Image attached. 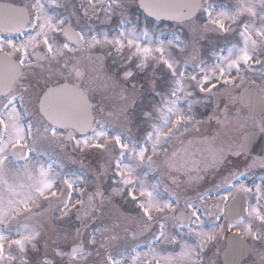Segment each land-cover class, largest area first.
Masks as SVG:
<instances>
[{"label": "snow or ice", "instance_id": "6c2138e0", "mask_svg": "<svg viewBox=\"0 0 264 264\" xmlns=\"http://www.w3.org/2000/svg\"><path fill=\"white\" fill-rule=\"evenodd\" d=\"M63 6L61 0H0V264H206L207 252L226 232L233 235L224 264H264V182L242 180L253 168L264 170V157L248 158L256 132L244 133L233 145L218 142V132L201 131L212 122L244 127L250 119L231 113L229 104L237 99L231 90L251 92L245 85L256 81L249 73L258 71L264 81V0H235L231 9L220 10L209 0H139L137 7L148 17L173 21L193 45L209 31L235 33L239 43L227 47L226 55L223 48L214 53L210 65L198 61L199 49L189 54L178 34L161 39L148 26L124 27L123 19L111 35L81 24L80 15L104 13L105 23L117 10L123 14L127 6L121 0H82L81 14L72 13L75 24L48 11ZM113 51L122 63L119 73L109 75L103 62ZM190 62L194 71L186 72ZM149 63L167 70L168 87L159 91L151 82L158 102L142 112L147 127L138 137H126L134 78ZM207 96H224L228 103L198 119L194 106H203ZM251 127L264 134V115ZM45 142L61 152L98 157L89 165L95 186L41 159L47 149L37 146ZM149 173L157 175L155 182L149 183ZM101 177L111 180L110 191ZM207 183L212 187L202 190ZM162 184L176 195L164 187L171 199H163ZM179 190L197 192L199 204L186 197L178 212ZM209 200L204 211L214 220L206 224L200 205ZM120 201L133 205L135 215H127ZM105 206L110 223L97 225ZM73 214L80 226L56 233L49 253L48 226ZM122 220L137 226L123 228L131 240L150 236L146 251L139 245L128 257L109 251V243L120 239L114 229Z\"/></svg>", "mask_w": 264, "mask_h": 264}, {"label": "rangeland", "instance_id": "374dc122", "mask_svg": "<svg viewBox=\"0 0 264 264\" xmlns=\"http://www.w3.org/2000/svg\"><path fill=\"white\" fill-rule=\"evenodd\" d=\"M80 1H82V0H80ZM61 2L64 5L63 7H60V8L49 7L48 8L49 13L52 15H55V16H61V17L68 18L73 24H75V16H73L72 13L75 12L77 15L81 14L80 8L77 6V3H76L77 1L76 0H61ZM121 2L127 6L126 11L123 14H121V12L119 10H117L116 12H114L112 14L111 19L105 23H101V20L104 19V13H100V18H95V17L89 18V17H84V16L80 15L81 24H84L85 26H89V25L93 26L95 28V30L98 32L99 31H108L111 35V34H115L118 31L119 26H120L122 19H123L124 27L132 28L133 26H136L137 31H139L140 29H143L145 26H148V27H150V29L154 30V35L160 36L161 39H165V40L172 39L174 35L178 34V35H181L182 38L188 42L187 52L189 54H191L193 51V47L199 49L197 59H198V61H204V63L207 65H210L214 62V59H215V56L213 55L214 53H219L220 49L223 48L224 49L223 54L226 55L227 54V51H226L227 47L231 46V44H233V43H236V44L239 43V37L235 33L220 34L218 32L209 31L207 33H203L202 39L198 35L197 36L198 42L195 45H193L191 43V37L186 36L181 29L176 28L174 23L153 22V21L148 20L146 18L139 17L138 14L136 13V10H135L136 5H135L134 0H121ZM209 2L211 4H213L217 10H220L221 8H224V7L231 9L230 5L233 6L235 3V0H209ZM228 2H230V4H228ZM257 11H259V7H257ZM89 15L91 16V13ZM257 23H258V21H257ZM221 36H229L230 37L229 46L225 45V41L221 38ZM220 44H222V45H220ZM104 51H105V53H107L109 51V49H105ZM179 58L181 59V62L183 63L184 54H181V56ZM103 63H104V69L106 70V72L109 75H111L112 73H119L120 72L122 61L120 59V56L117 53H115L114 51L112 52L111 55H105V59H104ZM133 67H134V65H133ZM255 67H258L257 69L260 68L259 65H256ZM185 68H186V72L194 71V67H193V64L191 62L188 65H186ZM248 79L249 80H255L256 86L259 89H262V87H264V81L260 80L258 71L255 73H249ZM134 80L136 83V91L134 94V99H135V107L134 108H137V109L140 108L138 111V113H139L147 105V98L145 96V92H146V90L151 89V87H152L151 82L153 80H155L156 87L159 83L158 88H161V83H162L164 86L163 91H165L168 87L169 76H168L167 70L163 66H160L158 68H154V66L151 63H149V65L146 69H144L142 72L137 73ZM127 87L131 88V85H128ZM236 89L231 90L232 95H233L234 91H236ZM197 95L203 96V94L198 93V91H197ZM204 100H205V103L203 106H201V105L194 106V107H197L196 111H200L201 109H204L205 107L206 108L210 107V106L215 107V104L217 103L218 100H220V103L221 102L228 103L227 98L224 96H220V97L207 96V97H204ZM157 102H158V100L156 99V96H155L154 100L152 102H150L148 105L152 106L153 104H155ZM129 127H130L131 131H128V129H123L125 136L126 137H133V136L138 137L140 135V131L143 128H146V125L143 121L139 122L138 124H135V123H132V120H131V124L129 125ZM236 128L237 127H235V123H233L231 125L228 124L226 126H218L217 132H219V131L222 132V135L218 136V142H223L225 138H233V134L235 133ZM41 147H42V145H39V148H41ZM55 147H57V146L55 145ZM55 149H56L55 154H53L54 160L56 161L53 164V168L55 170H57V171L62 170L63 172H66L70 177H73V178H75L76 176H79L81 178L86 177L87 181H88L89 188L95 186L97 181H96L95 176L93 175L92 168L89 167V165L95 166L96 162L98 160L97 157H96V159H94V161H87V156L81 158V155H77L76 158L80 157L79 159L82 160L81 163H83L84 167H81L80 162L77 163L74 160L73 161L74 162L73 163V169L71 170V168L69 169V167H68L67 159L63 156V152H61L59 150V148H55ZM35 154L33 153L34 156H35ZM40 158L43 159L45 162H51L49 160L46 161L47 157L45 155L40 157ZM77 166L82 170L83 173H80L77 171L78 170ZM109 176H110V173H109ZM156 178H157L156 174L149 173L148 180L150 182L155 181ZM99 183L101 184V186L103 188H108V190L110 191V187H109L111 185L110 179L105 180L103 177H101ZM162 186L167 187V185H165V184H162L161 187ZM210 187H212V185ZM210 187H208V188H210ZM205 189H207V188H205ZM172 192L176 193L175 191H172ZM179 192H180V203L176 206L177 208L184 209V199L186 197L192 198L194 203L199 202L198 200L194 199V197L197 195V192L189 191V192L185 193L183 190H179ZM164 194H165V192H164ZM168 199H171V197L169 195H168ZM117 200H119V198H117ZM120 203L123 205V210L125 211V213L127 215H135V209H134L133 205L127 204L124 201H120ZM201 213L205 217V215H206L205 211L201 209ZM109 216H110L109 207L105 206L103 209V213L97 215L96 224L101 225V226L104 224H109L110 223ZM42 219L46 220L47 217H43ZM204 220L207 221L206 223H209V221L207 219H204ZM169 224L171 225V220H169ZM77 225H79V222H77L75 220V214H73L71 217H69L68 220L65 222H56L54 226L49 225L48 231L45 232V239L48 240L47 251L49 253H51L52 247L54 246L52 244V239L56 237V233L66 232V231L71 232L74 230L75 227H78ZM126 226L131 228V229H136V227H137L136 224L132 221L125 222L122 220L120 223V227L114 229V232L119 235L120 239L115 240V241H111L109 243V251H111L114 255L119 253V254L125 255L126 257H128L132 254L129 252V249L135 245H139L140 250L142 252L146 251L147 250L146 240L150 239V236L143 237V238H140L138 240L133 241L130 238H128L123 231V228ZM109 235H111V233ZM59 242L61 243V246H63V242L62 241H59ZM222 244L223 243L216 244L214 246L215 248L212 247L207 252V255L205 257L206 264H207V261H209L210 257L212 255L216 254V252L221 248ZM38 248H40L41 253L45 250L43 248V241H41V243L38 244ZM212 253H214V254H212ZM36 255L37 254L30 252V256H36ZM102 258H103V251H102L101 257L98 259H102Z\"/></svg>", "mask_w": 264, "mask_h": 264}, {"label": "flooded vegetation", "instance_id": "af4514ba", "mask_svg": "<svg viewBox=\"0 0 264 264\" xmlns=\"http://www.w3.org/2000/svg\"><path fill=\"white\" fill-rule=\"evenodd\" d=\"M23 2H24V0H21V3H23ZM13 38L14 39H19V37H15V36H13ZM234 95L236 97L237 92H235ZM261 95H262V97H264V94H263L262 91H261ZM218 103L219 102H217V104ZM151 108L152 107H150V108L147 107L146 111H150ZM219 108H221V106H219ZM214 109H217V107H212L211 108L212 112H213ZM229 109H230L231 113L239 111V113L241 114L242 117L249 118L248 113H247V107L240 106L238 103H236V101L234 103H232L231 105H229ZM212 112L211 113L205 112L204 114H200V115H196V116H197L198 119H200V118L206 119L208 115L212 114ZM262 113H264V109H262ZM253 120H255L258 123L259 120H260V117L258 116V117H252L250 119H247L246 122H245V126L244 127H240L238 124L235 123V127H237V128L235 130V133L233 134V138H225L224 141L220 142V143H228V142H230L233 145H235V144L239 143L240 135L242 133H244V132H249V131H256L258 134L263 136V140H264V134L260 133L258 131V129H254V128L251 127V124H252ZM217 127H218V125H216L215 122H212L210 124L202 125L201 126V131L202 132H207L208 129H211L213 132H217ZM218 133H219V135H222V132L219 131ZM40 145H42V147L39 148V145H38L37 146L38 150L43 151L44 149H47V152L45 154V156L47 157L46 161L47 160L54 161L53 154H55V150H56L55 148H57V147H55V145H50L47 142L42 143ZM193 150H195V148H193ZM263 150H264V147H263ZM63 156L67 159L68 167L70 169V165L69 164L73 162V158L76 155L74 153H72L71 150L69 149V150H66V151L63 152ZM262 157H264V155H255V154H250V153H249V156H248L249 159L256 158L257 160H259ZM241 159H243V158H241ZM80 161H81V159H80ZM241 170L242 171L244 170L243 167H241ZM247 175L250 176V180L245 181V180H243L244 177H242V180H243L244 183H246L248 185L264 182V179H262V178H264V170H261L259 167H256V168H253V169L247 171ZM209 179L211 180V178H209ZM149 183H153V181L152 182L149 181ZM165 185H167V184H165ZM210 186H211L210 183L204 184L202 186V189L208 188ZM167 187H169V189L173 191L172 187H170L169 185H167ZM160 188L164 189V186H162V187L160 186ZM174 195H176V193H174ZM212 203H213V201L209 200V201H207V204L200 205V207H201L202 210H205L207 208V206L211 205ZM196 204H199V202L196 203ZM180 209H182V208H177V210H180ZM213 212H215L214 208H213ZM207 216L208 217L212 216L211 219L212 218L214 219V215H207ZM221 222L223 223L224 221L222 220ZM220 250L217 251L216 254L212 253L214 255H212L209 260H215L216 264H224V260L220 257Z\"/></svg>", "mask_w": 264, "mask_h": 264}, {"label": "water", "instance_id": "95a60500", "mask_svg": "<svg viewBox=\"0 0 264 264\" xmlns=\"http://www.w3.org/2000/svg\"><path fill=\"white\" fill-rule=\"evenodd\" d=\"M137 4H139V0H137ZM142 12H143V10H142ZM144 14L147 16L146 13H144ZM151 18L155 20L154 17H151ZM243 92H244V89L240 90L239 97H238V100L240 101L241 104L248 105V104L252 103V106L253 107H257L258 109L261 107V104H260V100L259 99H257L256 97H254V101L253 100L251 101V97L250 96H248L247 94L242 95ZM253 93H255V92H253ZM252 98H253V96H252ZM253 115H256V114L254 113ZM254 138H256V137H254ZM229 208H231V207H229ZM230 244H231V241L229 240L226 243V247L223 250V252H225V250L230 246Z\"/></svg>", "mask_w": 264, "mask_h": 264}]
</instances>
